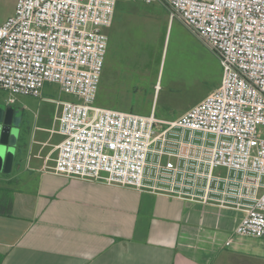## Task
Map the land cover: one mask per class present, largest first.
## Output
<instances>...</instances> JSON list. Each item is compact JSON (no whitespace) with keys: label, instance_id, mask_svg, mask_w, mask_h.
Wrapping results in <instances>:
<instances>
[{"label":"built area","instance_id":"built-area-1","mask_svg":"<svg viewBox=\"0 0 264 264\" xmlns=\"http://www.w3.org/2000/svg\"><path fill=\"white\" fill-rule=\"evenodd\" d=\"M119 0H18L0 25V90L57 107L54 175L241 211L264 238V0L159 2L218 58L221 84L176 120L97 105ZM55 84L74 100L44 99ZM232 240L228 244H231Z\"/></svg>","mask_w":264,"mask_h":264},{"label":"crops","instance_id":"crops-1","mask_svg":"<svg viewBox=\"0 0 264 264\" xmlns=\"http://www.w3.org/2000/svg\"><path fill=\"white\" fill-rule=\"evenodd\" d=\"M137 23L105 29L106 85L151 50ZM39 107L17 113L14 166L0 172V264H264V238L235 233L241 211L51 173L63 137L56 105Z\"/></svg>","mask_w":264,"mask_h":264},{"label":"rangeland","instance_id":"rangeland-1","mask_svg":"<svg viewBox=\"0 0 264 264\" xmlns=\"http://www.w3.org/2000/svg\"><path fill=\"white\" fill-rule=\"evenodd\" d=\"M17 2L0 0V25L14 15ZM116 16L122 24L138 21L151 50L139 53L135 66L125 62L121 72H110L113 80L108 85L102 78L98 106L145 116L154 113L160 120L171 121L221 84L223 71L216 55L181 20L170 22L169 11L159 2L148 5L143 0H119ZM44 96L68 97L55 84L46 85ZM0 103L8 104L7 94L1 90ZM39 103V98L20 96L13 106L17 113H29L38 110Z\"/></svg>","mask_w":264,"mask_h":264},{"label":"water","instance_id":"water-1","mask_svg":"<svg viewBox=\"0 0 264 264\" xmlns=\"http://www.w3.org/2000/svg\"><path fill=\"white\" fill-rule=\"evenodd\" d=\"M21 120L14 106L0 103V172L10 174L13 169Z\"/></svg>","mask_w":264,"mask_h":264}]
</instances>
